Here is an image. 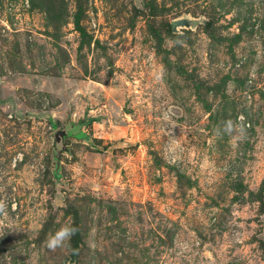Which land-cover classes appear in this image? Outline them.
Returning a JSON list of instances; mask_svg holds the SVG:
<instances>
[{
  "label": "rangeland",
  "instance_id": "1",
  "mask_svg": "<svg viewBox=\"0 0 264 264\" xmlns=\"http://www.w3.org/2000/svg\"><path fill=\"white\" fill-rule=\"evenodd\" d=\"M0 200V264H264V0H0Z\"/></svg>",
  "mask_w": 264,
  "mask_h": 264
},
{
  "label": "clouds",
  "instance_id": "2",
  "mask_svg": "<svg viewBox=\"0 0 264 264\" xmlns=\"http://www.w3.org/2000/svg\"><path fill=\"white\" fill-rule=\"evenodd\" d=\"M220 131L221 130L218 129L217 133L219 134ZM223 132L229 135H232V133L235 132L236 136H234L233 139L243 140L246 137V128L243 124V117L239 118V122H234L232 120L224 122ZM6 207L7 205L5 202L0 200V213L6 215ZM77 231L78 229L71 225H63L54 234L49 235L45 242L46 246L53 251L63 248L68 245Z\"/></svg>",
  "mask_w": 264,
  "mask_h": 264
},
{
  "label": "water",
  "instance_id": "3",
  "mask_svg": "<svg viewBox=\"0 0 264 264\" xmlns=\"http://www.w3.org/2000/svg\"><path fill=\"white\" fill-rule=\"evenodd\" d=\"M193 25V19L186 17V16H180L176 17L169 21V29L172 32H176L178 27H188ZM86 121H83L81 119H77V121H74L73 119L66 118L65 120V126L68 131L67 137L69 139L78 140L80 137L83 136V133L80 131V127L85 124ZM67 145H62L59 147V149H56V155H59L60 153H67ZM59 166L60 162L58 159H55L53 169H52V177L53 180H56L59 175ZM74 261L73 257H69L66 264H72Z\"/></svg>",
  "mask_w": 264,
  "mask_h": 264
},
{
  "label": "trees",
  "instance_id": "4",
  "mask_svg": "<svg viewBox=\"0 0 264 264\" xmlns=\"http://www.w3.org/2000/svg\"><path fill=\"white\" fill-rule=\"evenodd\" d=\"M76 245H77V242H76V240L75 239H73V242H72V249H71V251H70V254H72L73 255V251H74V248L76 247Z\"/></svg>",
  "mask_w": 264,
  "mask_h": 264
}]
</instances>
